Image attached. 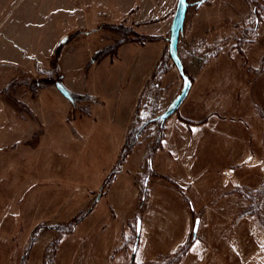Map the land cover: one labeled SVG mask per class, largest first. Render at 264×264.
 <instances>
[{
  "label": "rangeland",
  "instance_id": "rangeland-1",
  "mask_svg": "<svg viewBox=\"0 0 264 264\" xmlns=\"http://www.w3.org/2000/svg\"><path fill=\"white\" fill-rule=\"evenodd\" d=\"M186 1L194 85L175 114L221 118L198 146L195 210L171 164L152 167L183 85L178 0H0V264H264V0ZM240 161L241 186H221Z\"/></svg>",
  "mask_w": 264,
  "mask_h": 264
},
{
  "label": "crops",
  "instance_id": "crops-1",
  "mask_svg": "<svg viewBox=\"0 0 264 264\" xmlns=\"http://www.w3.org/2000/svg\"><path fill=\"white\" fill-rule=\"evenodd\" d=\"M243 14V13H242ZM241 18V17H240ZM88 23V17L87 22ZM83 24V23H82ZM81 24V25H82ZM83 26V25H82ZM226 57L228 61L234 63H242L250 59L249 54L246 55H234V56H212L210 57L211 61H218L221 58ZM209 63V62H208ZM194 84L192 83V86ZM192 89V87H191ZM191 91V90H190ZM76 94L82 92H76ZM89 93V92H88ZM87 93V94H88ZM85 94V93H84ZM216 108H211L205 116L201 119L193 117L190 114L184 113L183 111L179 114L173 113L165 120V129L162 139V146L156 150L155 155L153 156L152 167L155 170V163L158 160V156L163 157L167 164H171L172 170L170 174V178L173 179L175 183L182 187L183 192H180L181 195L185 194L188 197L192 205L188 204L189 208H193L195 210V204L192 200V189L193 186H197L196 178L192 172L194 171V167L196 164V159L199 157L198 146L203 141V139L208 135L211 131H215L218 126L221 118L217 114L218 112ZM258 116V112L255 111ZM220 115V114H219ZM243 122V121H242ZM248 123V122H247ZM195 130V131H194ZM195 143H197L195 145ZM159 157V158H160ZM258 154L253 150V148H249L244 155L243 160H252L257 158ZM251 158V159H249ZM245 162L240 161L235 163L233 166H229L227 168L228 178H224V182H221V186H241L242 182L237 181L235 177L236 169L239 166H242ZM168 170L166 169V172ZM234 173V175H233ZM224 183V185L222 184ZM148 186H151L150 179H148ZM203 218H200V222L202 223ZM194 222V220H193ZM200 223V228L202 224ZM144 219H141V226L143 229ZM137 226V225H136ZM140 239V238H139ZM139 239L137 241H139ZM140 242H138V246ZM137 246V249H139Z\"/></svg>",
  "mask_w": 264,
  "mask_h": 264
},
{
  "label": "water",
  "instance_id": "water-1",
  "mask_svg": "<svg viewBox=\"0 0 264 264\" xmlns=\"http://www.w3.org/2000/svg\"><path fill=\"white\" fill-rule=\"evenodd\" d=\"M186 11H187V1L178 0L177 8L174 13L171 28H170L171 32H170L169 53L178 71L183 76V85L181 88V92L174 98V100L170 103L169 107L162 114L158 116V119L162 123H164V121L170 115L176 112V110L180 107L184 99L187 97L190 91V88L192 86L191 80L188 78V76L184 74L182 61L177 54L178 40H179L180 33L183 29ZM58 87L64 95L70 96L69 92L62 85H58ZM199 224H200V219L196 218L194 227H193V238H196ZM140 230H141V219L139 218L137 221V240L139 239V236H140ZM137 246H138V241L135 243V246H134V251H133L134 254L136 252Z\"/></svg>",
  "mask_w": 264,
  "mask_h": 264
},
{
  "label": "trees",
  "instance_id": "trees-1",
  "mask_svg": "<svg viewBox=\"0 0 264 264\" xmlns=\"http://www.w3.org/2000/svg\"><path fill=\"white\" fill-rule=\"evenodd\" d=\"M260 8V11L263 9L264 10V8L263 7H255V13H256V19H258V22H260L261 20H262V16H263V14H260L259 12H258V9ZM124 29V28H123ZM126 29V28H125ZM128 30H130V29H128ZM61 44H59L58 46H57V49H58V47L60 46ZM56 84L57 85H62L61 84V81H57L56 82ZM69 98H70V101L71 102H73V103H77V94H75V93H71V92H69ZM159 120V119H158ZM149 122H151V121H149ZM149 122H147V124L149 123ZM132 134V135H131ZM129 136H128V139H127V141H126V143H125V146H124V149H123V151H122V154H121V158H120V162H119V166H118V169H121V163H122V159L127 155V154H129L130 153V151H131V149H132V146L136 143V137H137V134L135 133V135H134V133H131ZM130 138H132V140L130 139ZM162 139H163V135L161 136V141H162ZM131 141V142H130ZM151 157H150V160L149 161H151ZM116 171L117 170H114L113 171V174H112V176H111V178L113 177V176H115V173H116ZM189 202V204L190 205H192L191 204V202L190 201H188ZM192 242L189 240V241H187L186 242V244L180 249V251L177 253V255H176V259L178 260L182 255H184L186 252H187V250L189 249V247L192 245L191 244ZM176 262V261H175Z\"/></svg>",
  "mask_w": 264,
  "mask_h": 264
},
{
  "label": "snow or ice",
  "instance_id": "snow-or-ice-1",
  "mask_svg": "<svg viewBox=\"0 0 264 264\" xmlns=\"http://www.w3.org/2000/svg\"><path fill=\"white\" fill-rule=\"evenodd\" d=\"M195 131V130H194ZM249 159H251V158H249ZM198 223V222H197Z\"/></svg>",
  "mask_w": 264,
  "mask_h": 264
}]
</instances>
